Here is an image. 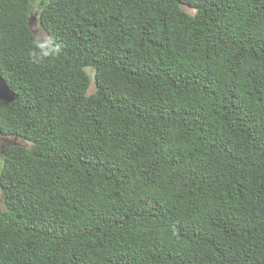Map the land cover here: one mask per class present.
<instances>
[{"label":"trees","instance_id":"16d2710c","mask_svg":"<svg viewBox=\"0 0 264 264\" xmlns=\"http://www.w3.org/2000/svg\"><path fill=\"white\" fill-rule=\"evenodd\" d=\"M0 73V264H264V0H0Z\"/></svg>","mask_w":264,"mask_h":264},{"label":"rangeland","instance_id":"374dc122","mask_svg":"<svg viewBox=\"0 0 264 264\" xmlns=\"http://www.w3.org/2000/svg\"><path fill=\"white\" fill-rule=\"evenodd\" d=\"M36 6H38L36 4ZM183 9L187 12H190V13H194V9L186 4H183L182 5ZM33 28H34V31L36 34L39 33V37L42 39L44 37H47L43 28L41 27V25L39 24L38 20H34L33 21ZM90 75H91V85H90V88H89V93H92L94 90H95V86H94V70L90 69ZM8 139L7 140H3V139H0V152H2L3 148L5 147V143H12V142H15V143H24L25 141L21 138H15L13 136H7ZM2 195L0 194V210H3L5 208V204L4 202L2 201Z\"/></svg>","mask_w":264,"mask_h":264},{"label":"clouds","instance_id":"9594fccd","mask_svg":"<svg viewBox=\"0 0 264 264\" xmlns=\"http://www.w3.org/2000/svg\"><path fill=\"white\" fill-rule=\"evenodd\" d=\"M37 35L39 36V33ZM34 47L38 50V52L34 50L30 53V55L37 62L53 55L56 51V48L53 46L50 37H44L34 41Z\"/></svg>","mask_w":264,"mask_h":264},{"label":"water","instance_id":"95a60500","mask_svg":"<svg viewBox=\"0 0 264 264\" xmlns=\"http://www.w3.org/2000/svg\"><path fill=\"white\" fill-rule=\"evenodd\" d=\"M0 99L6 100L8 102H14L16 100V94L9 88L6 80L4 79L1 73H0ZM1 133L2 132L0 129V139L7 140L8 137L3 136Z\"/></svg>","mask_w":264,"mask_h":264}]
</instances>
